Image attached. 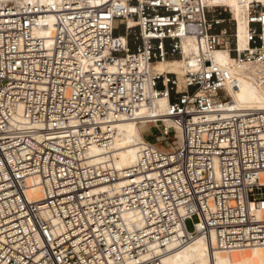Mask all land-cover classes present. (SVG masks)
<instances>
[{
  "label": "built area",
  "instance_id": "1",
  "mask_svg": "<svg viewBox=\"0 0 264 264\" xmlns=\"http://www.w3.org/2000/svg\"><path fill=\"white\" fill-rule=\"evenodd\" d=\"M209 1L0 0V264H163L200 236L264 247V110L229 91L232 70L264 69V0H237L245 52L228 0ZM174 61L182 78L157 71ZM141 120L134 167L91 161Z\"/></svg>",
  "mask_w": 264,
  "mask_h": 264
},
{
  "label": "bare ground",
  "instance_id": "2",
  "mask_svg": "<svg viewBox=\"0 0 264 264\" xmlns=\"http://www.w3.org/2000/svg\"><path fill=\"white\" fill-rule=\"evenodd\" d=\"M49 1L56 2L58 0ZM227 4L231 8L234 7L238 22L237 46L241 52H245L248 49L245 11L237 0H228ZM195 51H197L196 46L188 48L186 52L188 55H193ZM214 61L231 70L234 66L233 58L226 51H217L214 54ZM176 63L181 62L159 64L157 71L163 74L165 67ZM232 74L237 88L234 89L229 86L232 96L230 105L235 110L241 111L264 110V69L246 66L240 70H232ZM167 107L168 102L166 100L158 101L157 117L166 123L169 130H175L176 127L173 122L166 117ZM144 126L149 127L144 120L121 121L117 124V136L114 145L109 148H93L90 153L91 161H110L113 168L119 172L131 169L138 160L140 144L144 141L142 132ZM123 182L125 180L121 179L117 183ZM38 195L39 190L30 193L32 200L39 199ZM163 264H264V247L226 252L216 248L214 238L211 241L200 236L187 246L170 247L169 254L164 258Z\"/></svg>",
  "mask_w": 264,
  "mask_h": 264
},
{
  "label": "rangeland",
  "instance_id": "3",
  "mask_svg": "<svg viewBox=\"0 0 264 264\" xmlns=\"http://www.w3.org/2000/svg\"><path fill=\"white\" fill-rule=\"evenodd\" d=\"M232 11H233V13H234V15L236 17L234 7H232ZM123 32H124L123 30L120 31V33H123ZM174 62H179V61H174ZM167 71L176 73V74L179 75V77L182 78L184 76V74H185V65L183 63H176L174 65H169L168 67H165V71L164 72H167ZM148 129H149L148 126H144L142 128V132L144 133V132L148 131ZM155 133H156L155 131L154 132L151 131L148 134H146L145 138L148 141L152 142V143H156V140L154 138V134ZM161 147H162V145H161ZM196 222H197V219L196 218L193 221H188L187 222V228H188L189 231H193L194 230V224Z\"/></svg>",
  "mask_w": 264,
  "mask_h": 264
}]
</instances>
